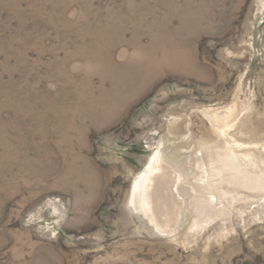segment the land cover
Returning <instances> with one entry per match:
<instances>
[{
    "label": "rangeland",
    "instance_id": "obj_1",
    "mask_svg": "<svg viewBox=\"0 0 264 264\" xmlns=\"http://www.w3.org/2000/svg\"><path fill=\"white\" fill-rule=\"evenodd\" d=\"M174 147L155 229L132 188ZM231 151L264 174V0H0V264H264Z\"/></svg>",
    "mask_w": 264,
    "mask_h": 264
},
{
    "label": "bare ground",
    "instance_id": "obj_2",
    "mask_svg": "<svg viewBox=\"0 0 264 264\" xmlns=\"http://www.w3.org/2000/svg\"><path fill=\"white\" fill-rule=\"evenodd\" d=\"M215 121L217 122L216 117ZM175 149L176 148L174 147L170 153L162 154V152H158L153 158H151L145 170L136 178L132 188L131 205L133 209L138 214H141L155 229H167L170 227L169 222L172 219L169 221V217L174 213L171 206L172 204L169 202L168 196L166 195L168 193L167 190H169L167 179L169 177H174V175L167 169L171 165V162H173L172 159L177 151ZM218 156L219 157L216 158V160H218L222 166L219 165V167L215 168L213 170L214 174L219 175L220 177L226 173L230 174L228 178H222L220 181L251 189L264 188V174H256L249 171L247 168V165L254 163V160L250 159L249 156L246 157L248 160H245V162L235 151ZM203 164V159H198L197 165L202 167ZM202 173H204L203 169ZM213 183L214 182H212L210 188L212 193L215 190ZM205 209H207L206 206ZM205 209L203 207V209H199V212L205 215L208 211V216H210V218L215 216L214 214L216 212L211 210L206 211Z\"/></svg>",
    "mask_w": 264,
    "mask_h": 264
}]
</instances>
